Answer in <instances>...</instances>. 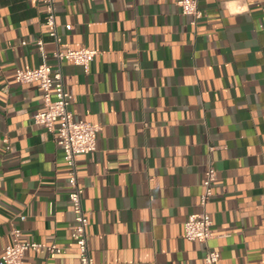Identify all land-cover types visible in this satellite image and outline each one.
Wrapping results in <instances>:
<instances>
[{"label":"crops","instance_id":"obj_1","mask_svg":"<svg viewBox=\"0 0 264 264\" xmlns=\"http://www.w3.org/2000/svg\"><path fill=\"white\" fill-rule=\"evenodd\" d=\"M178 1L56 3L62 47L99 51L88 71L62 63L75 117L100 125L96 151L77 156L91 253L95 264H206L210 247L217 264H264V0H201L196 24ZM46 14L0 0V258L19 239L63 248L29 249L25 264H77L64 151L33 120L41 86L14 79L58 64ZM210 161L204 243L184 223L203 210Z\"/></svg>","mask_w":264,"mask_h":264},{"label":"built area","instance_id":"obj_2","mask_svg":"<svg viewBox=\"0 0 264 264\" xmlns=\"http://www.w3.org/2000/svg\"><path fill=\"white\" fill-rule=\"evenodd\" d=\"M36 1L44 3L46 6L45 24L49 29V35L56 44L53 55L58 64L55 67L45 64L37 68H17L14 79L19 83L36 82L43 90L45 108L36 111L33 114V120L35 123L43 125L48 131L53 132L64 151V158L69 168V201L75 214L71 235L79 252V262L77 264H95L89 245L90 220L83 203L84 189L79 181L77 156L96 151L100 125L75 117L70 108L74 93L66 87L62 63L63 61H69L84 66L88 71L99 51L89 47L63 48L61 45L62 37L58 30L56 10V3L60 0ZM200 1H178L183 13L193 17L192 22L194 24L203 16ZM71 27V24L67 25V28ZM36 42L44 57H47L44 41L38 38ZM23 43L26 44L27 41ZM4 141L9 142L7 137L4 138ZM7 148H9V145H7ZM217 179L218 170L210 161L206 169V177L203 181L204 190L200 199L203 210L191 213L184 223V235L189 240L208 243L213 237V221L207 206L215 194L214 185ZM40 247H44L51 252H63V248L55 242L21 241L18 239L5 247L0 258V264H25L26 252L29 249ZM220 258V251L209 247L205 263L217 264Z\"/></svg>","mask_w":264,"mask_h":264}]
</instances>
